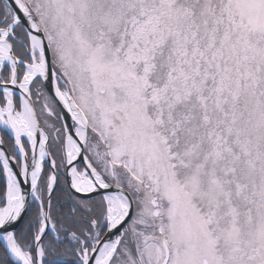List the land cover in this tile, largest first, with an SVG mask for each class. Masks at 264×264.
I'll return each mask as SVG.
<instances>
[{"label": "snow or ice", "instance_id": "1", "mask_svg": "<svg viewBox=\"0 0 264 264\" xmlns=\"http://www.w3.org/2000/svg\"><path fill=\"white\" fill-rule=\"evenodd\" d=\"M0 264H264V0H0Z\"/></svg>", "mask_w": 264, "mask_h": 264}]
</instances>
